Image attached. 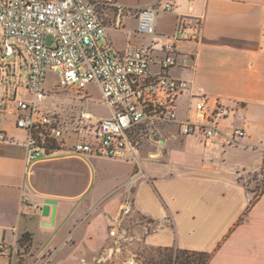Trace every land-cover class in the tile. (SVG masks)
<instances>
[{"label":"crops","instance_id":"0c3cea01","mask_svg":"<svg viewBox=\"0 0 264 264\" xmlns=\"http://www.w3.org/2000/svg\"><path fill=\"white\" fill-rule=\"evenodd\" d=\"M156 1L118 0L128 9L125 28L108 30L118 50L148 42L136 34L137 10ZM159 1L175 6L158 16L159 35L173 34L179 15L202 20L200 39L180 44L181 66L171 71L190 82L179 117H192V96L206 95L212 106L231 109L221 122L223 137L208 145L200 134L183 136L171 124L161 128V143L142 145L139 166L61 153L29 165L15 100L26 86L27 65L25 85L21 73L10 77L0 103V129L10 139L0 143V264H15L22 249L34 264L50 254V264H92L109 244V228L130 191L137 215L163 224L144 237L146 245L211 252L210 264H264V192L245 215L249 201L241 180L264 171V0ZM235 128L246 135L228 145L224 136ZM102 159L107 162L98 163ZM47 199L57 202L48 218L42 214ZM24 235L29 246L21 244Z\"/></svg>","mask_w":264,"mask_h":264},{"label":"built area","instance_id":"2783aa9c","mask_svg":"<svg viewBox=\"0 0 264 264\" xmlns=\"http://www.w3.org/2000/svg\"><path fill=\"white\" fill-rule=\"evenodd\" d=\"M174 10L173 4L159 0L139 8L136 34L149 40L128 43L124 50H118L108 35L109 29L125 28L128 9L118 0H0L3 61L16 55L29 57L26 86L15 97L17 127L26 132L23 147L29 165L61 153L121 159L139 166L143 143H161V128L171 124L177 125L183 136L200 134L208 145L223 137L221 122L231 115V109L220 102L212 106L206 95L192 96V117H179V100L189 91L190 82L171 71L181 66L180 44L200 39L202 20L179 15L173 34H157L158 16ZM50 73L58 75L57 90L72 91L79 97L77 113L45 108ZM91 84L98 86L101 104L109 109L110 116L98 118L89 110L87 90ZM245 135V130L235 128L224 139L232 145ZM4 142L10 139L0 129V143ZM134 181L135 177L130 184ZM244 183L250 204L263 192L264 171L249 175ZM252 184L257 186L252 189ZM135 216L130 191L109 228L110 242L104 254L126 255L125 264H140L130 245L143 241L163 224L140 218L131 230ZM4 251L0 243V254ZM107 259L101 257L98 262ZM51 261L52 254L43 257L42 264Z\"/></svg>","mask_w":264,"mask_h":264},{"label":"rangeland","instance_id":"374dc122","mask_svg":"<svg viewBox=\"0 0 264 264\" xmlns=\"http://www.w3.org/2000/svg\"><path fill=\"white\" fill-rule=\"evenodd\" d=\"M112 35H115V33H111ZM117 36H121V34H116ZM1 43H2V32L0 30V103H3V98L6 96V91L9 89L10 84L12 82V77L15 75L16 77L19 76L21 73L22 75V82L21 85H25V78L26 73L25 69L29 63V57L25 54L24 57H20L18 55L9 58L7 62L3 61L4 53L1 50ZM11 79V82H10ZM58 85V75L55 73H50L47 76L46 81V87L47 91L49 93V96L47 100L44 102V106L46 109H51L61 111V113H77L80 109V101L79 97L74 95L72 91H64L63 89L57 90L56 86ZM57 90V91H56ZM89 96H90V105L89 110L92 111L98 118L102 117H108L110 116L109 109L101 104L102 95L100 90L98 89V86L96 84H91L88 87L87 90ZM158 139V137L156 138ZM150 141H146L143 144H149ZM153 143V142H152ZM154 146H159L158 144L154 143ZM152 145V144H151ZM147 151V149L145 150ZM95 158V157H94ZM105 164L107 161L105 160H99L98 163ZM131 165L132 162L127 163L125 160H122L117 163L118 166L121 168H126L127 166ZM100 184V181L98 178H95V184L93 188H97ZM257 185L252 184V189L255 188ZM105 189L108 188V186H104ZM140 219L139 216H135L134 220L131 222L130 227L131 230H134L136 228L137 222ZM148 245H146L143 241H134L130 247L129 250L132 251L137 255V259L139 263L140 256L145 248H147ZM29 253V252H28ZM27 253V249H22L19 255H17L15 264H34L33 260L31 259V256H29ZM101 257L108 258L107 261H103V263H99L98 260ZM126 261V255H119V256H113L109 257L107 254H104L101 252L96 258L92 259V264H125ZM43 260L40 262L42 264Z\"/></svg>","mask_w":264,"mask_h":264},{"label":"trees","instance_id":"16d2710c","mask_svg":"<svg viewBox=\"0 0 264 264\" xmlns=\"http://www.w3.org/2000/svg\"><path fill=\"white\" fill-rule=\"evenodd\" d=\"M241 180L245 182L244 178H241ZM261 196L249 204L245 215L248 214V212L253 208V206L257 203ZM22 243L23 246H29L27 235H24L21 239V244ZM139 256L141 264H210L213 259L214 253L184 250L174 247L169 248L148 246L141 254H139Z\"/></svg>","mask_w":264,"mask_h":264},{"label":"water","instance_id":"95a60500","mask_svg":"<svg viewBox=\"0 0 264 264\" xmlns=\"http://www.w3.org/2000/svg\"><path fill=\"white\" fill-rule=\"evenodd\" d=\"M51 41H52V37L51 36L47 37V44L48 45L51 44ZM56 204H57V202L55 200L47 199L45 201V205L43 207V212H42L43 216L48 218L51 214V207L56 206ZM54 215H55V210L52 212L53 217H54Z\"/></svg>","mask_w":264,"mask_h":264}]
</instances>
